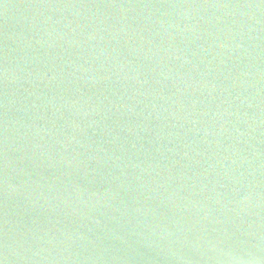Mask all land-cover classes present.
<instances>
[{
    "label": "water",
    "instance_id": "obj_1",
    "mask_svg": "<svg viewBox=\"0 0 264 264\" xmlns=\"http://www.w3.org/2000/svg\"><path fill=\"white\" fill-rule=\"evenodd\" d=\"M0 264H264V0H0Z\"/></svg>",
    "mask_w": 264,
    "mask_h": 264
}]
</instances>
